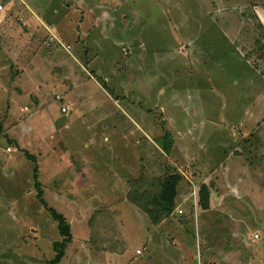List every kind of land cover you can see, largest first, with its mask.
<instances>
[{"label": "rangeland", "instance_id": "374dc122", "mask_svg": "<svg viewBox=\"0 0 264 264\" xmlns=\"http://www.w3.org/2000/svg\"><path fill=\"white\" fill-rule=\"evenodd\" d=\"M100 1L71 0L70 4L63 2L66 6L65 10H71V18L62 19L61 22L65 21L71 26V39L80 36L77 46H81V50L72 51L79 65L74 67L75 70H80L82 67V73L99 75L101 79L98 81L107 87L112 96L121 89L126 94L125 100L120 101L122 107L129 113L132 112L133 107L144 113L139 120L144 123L149 133L151 130L146 124L147 121L154 125L155 137L152 138L155 142L154 159L152 160L149 152L150 163L149 160L145 163L149 166L150 174L159 176L169 168V165L179 170V166L170 161L175 164L184 163V157L178 156L180 150L177 151L176 146L168 155L157 143V138L166 133H170L173 138V134L177 132L171 128L175 125L170 126V123L177 121L182 127L189 126L191 130L196 126V129L203 132L200 140L208 139L205 149L202 148L205 152L221 157V160L227 155L241 166L250 168L253 175L264 178L262 83H257L254 74L249 75L244 60L236 62L238 55L235 52V57L233 56V46L228 42L233 40V37L228 35L232 27L241 32L240 36L235 35L237 41L233 44L237 45L239 53L251 63V69L256 74L264 71V38H260V31L251 14L254 6L264 0H103L104 3ZM243 8L250 12H239ZM83 12L87 13V17L81 16L83 19L79 20ZM211 12L214 13L212 17L216 20L203 16L204 13L209 15ZM236 12L241 20L240 14H245L243 17L249 18L251 26H247L244 30L239 29L240 20L239 23H235V19L231 16ZM105 13L107 14L103 17ZM208 20L211 22H207ZM18 22L20 23L19 20ZM214 27H220L223 32L214 30ZM202 29L206 31L207 39L201 35ZM81 32H86L88 37H83ZM240 37L243 39L238 42ZM84 41H87L85 50L82 48ZM213 46L218 47L213 48ZM217 57L221 59L219 65L213 62ZM239 75L246 76L245 81L250 78L251 90L248 88L250 92L242 91L243 88L236 90L242 87V83L236 81V77L240 78ZM233 82H236V85ZM84 90L82 88L80 92ZM54 96L58 98V95ZM0 102L4 101L0 99ZM0 110H3V103L0 104ZM2 114L3 112L0 113V118ZM93 117L90 113H86L84 120ZM62 118L57 120V127L64 121L65 118ZM118 118L116 130L107 128L106 131L111 143L116 139L114 134L122 130L125 125L123 122H127L125 119L121 120L119 116ZM110 119L107 117V120ZM71 121L74 123L72 128L79 138L78 141L83 143L85 139V136H82L83 121L77 116L71 118ZM2 128L3 125H0L2 152L5 154L13 150L19 152V148L15 150L9 145L8 138L5 137L7 135H2ZM69 128L71 130V123ZM177 129H180L178 132L184 135L182 143L187 142L190 137L191 144H194L193 140H197L192 130V132L187 131L188 136L183 129ZM53 132L48 135L51 141L58 138ZM60 134L59 131V137ZM130 134L131 137L136 134L132 127ZM174 141L176 144L179 143V140L176 142V138ZM129 143L131 144L130 140ZM80 146L82 152L86 154L89 152V146L82 144ZM61 148L67 149L63 146ZM135 148L130 147L131 154L124 152L123 156L129 155L130 158L136 159L138 150ZM116 149L112 147L111 153L121 156L120 149ZM185 150L193 151L189 146ZM42 152L40 151L39 154ZM147 152L145 150L148 155ZM52 153L56 154L50 147L47 155L50 156ZM204 164L205 168L210 170L213 163L208 161ZM159 166H162L161 171L157 169ZM185 168L186 166L183 169ZM32 174L31 170L29 173L31 181L28 184L31 185L32 182L33 187ZM192 177L186 174L190 186L187 190L198 192L202 183L196 181L198 175L195 176L193 170ZM10 180L5 166L0 172V186L4 187L5 184L10 183ZM183 181L187 180L183 178ZM211 186L212 184L209 183L207 208L203 209L198 205V194L196 191H191L189 193L191 199L187 202L189 205L185 207L183 213L177 211L172 217L173 222L169 220L172 224L166 221L157 226L156 232L151 234L153 245L150 252L148 250L143 252L145 256L150 255L147 264H231L230 256L233 252H236L235 259L239 260L240 264H264V258L258 255H254L253 261L244 258L240 249L242 241L235 240L232 230L235 228L237 231L239 229L252 231L250 234L252 238L263 236L264 187L263 190L256 191L254 196H241L233 202L231 197L226 194L221 196L219 190H214ZM53 205L56 209H61L57 203ZM249 205L255 211H250ZM8 216L7 212L0 213V264H52L51 260L59 249L55 247V243L63 242L64 239L53 228L55 221L51 216L44 212V223H41L42 228H39L37 233L31 232L28 227H20L16 220L7 219ZM199 216L204 218V223L197 228L196 219ZM123 217L125 220L121 234L127 249L122 252L121 257H111L110 261L93 252H86V249H83L85 238L88 236L86 223H83L82 228L78 227V223L75 225L72 223L73 235L76 239H80L77 242V246L80 247L77 257H73L70 264H118L121 258L120 264L124 262L130 264L136 259L138 256L135 249L143 248V243L137 237V231L140 232V229L130 212L122 214L121 218ZM169 226L179 228L176 231ZM259 227H262V230H257ZM9 232L12 233L10 241L7 239ZM99 232L108 233L103 226L95 228L92 233L94 242L97 239L99 245L103 244L113 249L118 247L119 244L115 239L107 242L109 237L106 238L104 234L101 236ZM70 247L71 244L67 243L58 264H69L67 260L71 254ZM248 255L249 252L245 257Z\"/></svg>", "mask_w": 264, "mask_h": 264}, {"label": "crops", "instance_id": "0c3cea01", "mask_svg": "<svg viewBox=\"0 0 264 264\" xmlns=\"http://www.w3.org/2000/svg\"><path fill=\"white\" fill-rule=\"evenodd\" d=\"M63 2L70 4L71 0H0L2 5L0 8V99L4 101L0 102V104L3 103V110H0V113L3 112L0 125H3L2 135H7L5 137L8 138L9 145L13 146L15 150L19 148V152L13 150L8 154L3 153L2 148L0 149V172L6 166L9 179H11L9 184H5L4 187L0 186V213L7 212L9 214L7 219L16 220L17 225L28 227L31 232L37 233L38 229L42 228L44 212L46 211L48 214L49 212L38 198L37 189L34 185V173H36V180L39 182V188L42 191L41 198L49 207L62 213L69 223L71 233L68 242L69 245L71 244V254L67 260L69 264L70 261H73V257H77L80 247L77 246L80 239H76L73 235L72 223L74 225L78 223V227L81 228L83 223H86L88 236L85 238L83 248L86 249V252H93V254L100 255L108 261L111 257H121L122 252L127 249L121 234L124 226L123 220H125L124 217L121 218V215L126 214V212H130L131 216L134 217V222L140 229V232L137 231V237L143 243L142 249L139 247L135 249L138 257L133 259L130 264H147L150 255L145 256L143 252L147 250L150 252L153 245L151 234L156 232L158 225L166 221L173 222L172 217L177 213V209H181L183 213L185 207L189 205L187 202L191 199L189 193L196 191L187 190L190 186H188L189 179L186 178V174L193 178V170L195 176L198 175L196 181L208 185L211 183L212 189L219 190L221 196L226 194V196L231 197L233 202L241 196H254L256 191L263 190L264 178L253 175L250 168L241 166L239 162L228 158L227 155L221 160V157L218 158L214 154L202 150L203 147L205 149L208 139L206 141L200 140L203 132L196 129V126L191 128L195 132L193 135L197 137V140H193L194 144H191V137L187 142L182 143L181 140L184 135L178 132L180 129L177 128L183 129L185 134L187 131H192L189 126L185 128L182 127L181 123L177 124V121L170 123V126L175 125L171 128L175 129L177 133L173 134V142L168 155L173 152V148L176 146L177 151L180 150L178 156L184 157L183 164H175L173 161L170 163L179 166V170H177L187 181L182 180L177 186L172 213L159 223H152L145 212L127 199V194L134 180L142 181L149 180V177H155L154 174H150L149 166L145 164L147 160L150 163L149 152H151L152 160L154 159V125L147 121L146 124L151 130L149 133L144 123L142 124L139 120V117L144 113L133 107L131 109L132 114L122 107L120 101L124 99L126 94L121 89L115 92V96H112L107 87L98 81L101 79L99 75L89 72L87 74L82 73V67L80 68L81 71L75 70L74 66L78 65V60L76 57L74 58L72 51L81 50V46H77L80 42V36H74L71 39V26L65 21L61 22L62 19L71 18V10H65L66 6ZM100 2L104 3L103 0ZM98 7L102 6L98 5ZM244 11L250 12L245 8L239 12ZM251 14L257 23L260 38H264V2L256 4ZM213 15V12L209 15L203 14V16H208V19L213 18ZM240 15L242 20L238 17L237 12L231 15L235 19V23H239L240 20L239 29L244 30L247 26H251L248 21L249 18H244L243 15L245 14L243 13ZM81 16L85 18L87 13H81L79 20L83 19ZM210 20L207 22H211ZM62 29H65L64 32L61 31ZM213 29L223 32L220 27ZM201 31V35L207 39L206 31L204 29ZM81 33L83 37H88L86 32ZM228 33L229 36L233 37V40L228 41L230 46H233V56L235 57V52L238 55L236 62L244 60L249 75L254 74L253 77L257 83H262L261 88L264 92V71L256 74L251 69V63L239 53L237 45L233 44L237 41L235 35L240 36L241 32L232 27ZM241 39L243 37H240L238 42ZM213 43L218 42L213 41ZM86 45L87 41H84L83 50L86 49L84 47ZM217 47L213 46V48ZM220 60L217 57L213 62L219 65ZM235 65L237 67V63ZM238 77L240 78L236 77V81H240L242 87L236 90L243 88L242 91L250 92V78L245 81L246 76L239 75ZM82 88L85 90L80 92ZM54 95H58V98H55ZM63 107L67 109L64 111L62 110ZM86 113H90L94 117L84 120ZM66 115L71 116V118L77 116L83 121L82 136H85L83 143L78 141L79 138L72 128L74 123L71 118H66ZM118 116L121 120L125 119L129 123L123 122L125 125H123L122 130L114 134L116 139L111 143L106 131H108L107 128L116 130L119 123ZM62 117L65 119L57 127L56 122ZM107 117L111 119L107 120ZM70 123L71 130L69 128ZM129 124L136 133L132 137ZM210 127L212 128L213 125ZM52 131L58 138L51 141L48 135ZM175 138L176 142L179 140V143H174ZM127 139L130 140L131 144ZM80 144L89 146L90 150L87 154L82 152ZM61 146L67 149L65 150ZM188 146L192 147L193 151H186ZM50 147L56 152L55 155L53 153L50 156L47 155ZM112 147L114 150L116 147L119 148V154L122 155L117 156L116 153H111ZM130 147H136L135 149L138 150L136 159L130 158L129 155V157L123 156L124 152L131 154L129 152ZM145 150L148 151V155ZM40 151L44 152L39 154ZM25 152L34 157H27ZM208 161L213 163L210 170L206 169L204 164ZM195 163L197 165H194ZM185 166L186 168L183 169ZM31 170L33 171V187L31 186L32 182L31 185L28 184L31 181L29 180ZM197 184L199 183L197 182ZM53 203L55 205L57 203L61 209H56ZM99 210L103 214L100 220L96 217L95 223H101V227L103 226V229L108 232L104 234L106 238L109 237L107 242L115 239L119 244L117 248H108L101 244L100 251H96L91 245L93 237L88 223L94 217V213ZM227 211L230 212V210ZM250 211L255 210L251 208ZM203 219V217H197V228L204 223ZM171 222L170 224H172ZM169 227L176 231L179 228ZM53 228L57 230L56 222ZM232 230L235 240L242 241L240 249L245 259L250 258L253 261L254 255L264 258V228L263 236L257 238L250 236L252 231L247 232L245 229L237 231L235 228ZM257 230H262V227ZM7 234H9L7 239L10 241L12 233ZM15 238L18 237L15 236ZM88 247L89 249H87ZM217 251L219 254L218 249ZM247 252L249 255L245 257ZM235 253L233 252L230 256L231 264H240V261L235 259ZM121 261L122 258L118 264Z\"/></svg>", "mask_w": 264, "mask_h": 264}, {"label": "trees", "instance_id": "16d2710c", "mask_svg": "<svg viewBox=\"0 0 264 264\" xmlns=\"http://www.w3.org/2000/svg\"><path fill=\"white\" fill-rule=\"evenodd\" d=\"M172 142L173 139L170 133H166L165 135L157 138V143L166 153L170 152ZM25 155L29 158L34 157L27 152H25ZM168 167L169 168L163 174L155 177H149V180H134L127 194L128 200L138 206L143 212H145L151 222L154 224L159 223L163 220V218L168 217L172 213L177 194V186L183 180V176L177 169H173L171 165H169ZM157 169L161 171L162 166H159V168ZM34 178V185L37 189L38 198L42 201L46 210L49 212L52 219L56 222L57 230L60 236L64 239L63 242L55 243V247H59V249L57 250V254H55L51 262L52 264H58L63 256V250L70 240L71 233L69 223L62 213L56 211L52 207H49L41 198L42 191L39 188V182L36 180V173H34ZM197 194L199 197L198 205H200L203 209L207 208L210 194L209 185L202 183L198 188ZM94 214V217L90 219L88 223L91 235L95 228L101 227V223H95V219L97 217L100 220L103 213L99 210ZM108 231L110 232V230ZM99 234L103 236V234L105 233L101 232ZM101 238L103 239V237ZM93 239L91 242L92 247L95 248V250L100 251V242L98 243L97 239L94 242Z\"/></svg>", "mask_w": 264, "mask_h": 264}, {"label": "built area", "instance_id": "2783aa9c", "mask_svg": "<svg viewBox=\"0 0 264 264\" xmlns=\"http://www.w3.org/2000/svg\"><path fill=\"white\" fill-rule=\"evenodd\" d=\"M2 7V5L0 4V8ZM62 110H66V108L65 107H63L62 108ZM177 211H178V213H181L182 212V210L181 209H177Z\"/></svg>", "mask_w": 264, "mask_h": 264}]
</instances>
